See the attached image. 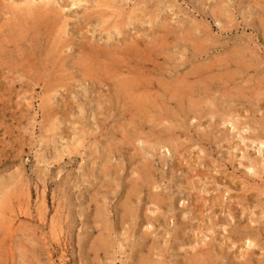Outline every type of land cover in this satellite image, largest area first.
<instances>
[{
  "label": "rangeland",
  "instance_id": "374dc122",
  "mask_svg": "<svg viewBox=\"0 0 264 264\" xmlns=\"http://www.w3.org/2000/svg\"><path fill=\"white\" fill-rule=\"evenodd\" d=\"M0 264H264V0H0Z\"/></svg>",
  "mask_w": 264,
  "mask_h": 264
},
{
  "label": "bare ground",
  "instance_id": "6f19581e",
  "mask_svg": "<svg viewBox=\"0 0 264 264\" xmlns=\"http://www.w3.org/2000/svg\"><path fill=\"white\" fill-rule=\"evenodd\" d=\"M137 15H138V14H137ZM156 18H157V17H156ZM58 19H59V18H58ZM37 20H38V19H37ZM118 25H119V24H118ZM1 36H2V35H1ZM4 37H5V36H4ZM20 38H21V37H20ZM127 38H128V37H127ZM133 39H134V38H133ZM136 39H137V38H136ZM128 41H129V40H128ZM190 41H191V40H190ZM45 42H46V41H45ZM130 42H131V40H130ZM52 43H53V42H52ZM131 43H132V42H131ZM63 45H64V44H63ZM46 46H47V45H46ZM238 48H239V47H238ZM97 50H98V49H97ZM101 52H102V51H101ZM32 53H33V52H32ZM53 54H54V53H53ZM112 54H114V53H112ZM103 55H104V54H103ZM103 55H102V57H103ZM111 57H112V56H111ZM108 58H109V57H108ZM81 59H82V58H81ZM94 60H95V59H94ZM59 61H60V60H59ZM106 62L109 63L110 61H106ZM230 62H231V61H230ZM250 62H251V61H250ZM88 63H89V62H88ZM91 63H92V62H91ZM103 63H104V62H103ZM108 63H107V64H108ZM107 64H106V65H107ZM253 65H254V64H253ZM85 66H86V65H85ZM90 67H91V66H90ZM95 67H97V66H95ZM87 68L89 69V67H87ZM87 68H86V69H87ZM91 68H92V67H91ZM91 68H90V69H91ZM102 69H103V68H102ZM94 70H95V69H94ZM52 71H53V70H52ZM52 71H51V72H52ZM84 71H85V69H84ZM90 72H92V71H90ZM98 72H99V71H98ZM88 73H89V72H88ZM96 73H97V72H96ZM14 74H15V73H14ZM84 74H87V73H84ZM91 76H92V74H91ZM261 80H262V79H261ZM68 81H69V80H68ZM58 83H60V82H58ZM131 84H132V82H131ZM55 85H56V84H55ZM55 85H54V86H55ZM132 85H133V84H132ZM54 86H53V87H54ZM56 86H57V85H56ZM127 86H130V84H129L128 82L125 83V84L123 83L122 86H121V89H123V88L128 89ZM134 86H135V85H134ZM53 87H52V88H53ZM131 87H132V86H131ZM126 91H127V90H126ZM121 94H122V93H121ZM123 96H124V95H123ZM65 98H66V97H65ZM137 105H138V104H137ZM128 111H129V110H128ZM165 111H166V110H165ZM128 117L131 118L130 116H128ZM153 132H154V131H153ZM154 155H155V154H154ZM255 163H256V162H255ZM144 166H145V165H144ZM149 166H150V165H149ZM256 166H257V165H256ZM146 167H147V165H146ZM146 167H145V168H146ZM145 168H143V169H145ZM138 170H139V169H138ZM260 170H262V169H260ZM140 174H141V173L139 172V175H140ZM143 176H144V175H143ZM149 176H150V175H149ZM145 178H146V177H145ZM143 179H144V177H143ZM148 179H149V178H148ZM148 179H147V181H148ZM149 180H150V179H149ZM142 181H144V182L147 184V182H146L145 180H142ZM148 185H149V186H152V185H150V182H148ZM142 186H143V185H142ZM146 188H148V187H146ZM149 188H150V187H149ZM151 188H152V187H151ZM148 192H149V191H148ZM155 197H156V196H155ZM158 197H159V196H158ZM153 199H154V198H153ZM161 199H162V198H161ZM124 212H125V211H124ZM128 212H129V211H128ZM130 213H131V211H130ZM134 213H135V212H133V214H134ZM135 215H136V214H135ZM121 219H122V218H121ZM9 226H11V224H10ZM203 253H204V252H203ZM201 256H202V254H201ZM204 256H205V255H204ZM199 258H200V257H199ZM204 260H206V259H204ZM202 262H203V260H202ZM193 263H194V262H193Z\"/></svg>",
  "mask_w": 264,
  "mask_h": 264
}]
</instances>
